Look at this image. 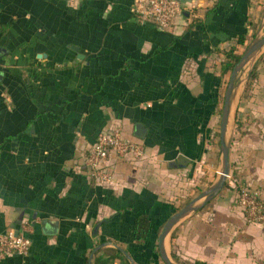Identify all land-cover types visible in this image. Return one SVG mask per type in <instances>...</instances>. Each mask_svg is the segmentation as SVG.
<instances>
[{
	"label": "crops",
	"instance_id": "obj_1",
	"mask_svg": "<svg viewBox=\"0 0 264 264\" xmlns=\"http://www.w3.org/2000/svg\"><path fill=\"white\" fill-rule=\"evenodd\" d=\"M179 2L159 28L134 17L132 0H0V232L25 221L30 238L26 255L0 264H164L159 214L218 172L225 38L243 31L239 51L264 28V0ZM251 69L234 101L224 184L167 236L181 263L264 264V227L235 202L237 185L264 200V46ZM111 125L144 154H109L99 182L83 157ZM137 210L150 219L143 240L130 230Z\"/></svg>",
	"mask_w": 264,
	"mask_h": 264
},
{
	"label": "built area",
	"instance_id": "obj_2",
	"mask_svg": "<svg viewBox=\"0 0 264 264\" xmlns=\"http://www.w3.org/2000/svg\"><path fill=\"white\" fill-rule=\"evenodd\" d=\"M179 0H132L131 13L140 22H151L159 28H167L181 11ZM118 157L137 159L143 156L144 148L140 141L123 137L118 125L100 129L88 146L83 164L88 175L96 181L108 182L110 169L109 154ZM235 202L241 208L246 222L260 223L264 227V200L260 189L255 186L237 185ZM27 223L7 228L0 232V258L8 254L26 255L30 238L26 234Z\"/></svg>",
	"mask_w": 264,
	"mask_h": 264
},
{
	"label": "water",
	"instance_id": "obj_3",
	"mask_svg": "<svg viewBox=\"0 0 264 264\" xmlns=\"http://www.w3.org/2000/svg\"><path fill=\"white\" fill-rule=\"evenodd\" d=\"M264 46V28L258 32L246 44L241 51L238 59L234 62L229 70L228 78L226 80L224 89L222 91L221 105L219 109L218 121V152H219V168L214 180L205 188L201 189L197 194L192 196L189 200L181 206L172 211L163 221L161 228L157 234L156 249L160 259L164 264H187L176 261L169 254L166 247L167 236L172 226L187 213L198 209L211 197H213L222 187L229 171L228 149L230 143L231 133L229 131L228 121L229 117L233 123L234 116V101L237 95L238 88L242 82L245 81L249 71L251 70L254 60L259 54L261 48ZM77 50V48H74ZM247 65L244 75L238 73ZM242 72V71H241ZM230 125V129L232 125ZM228 126V127H227Z\"/></svg>",
	"mask_w": 264,
	"mask_h": 264
},
{
	"label": "trees",
	"instance_id": "obj_4",
	"mask_svg": "<svg viewBox=\"0 0 264 264\" xmlns=\"http://www.w3.org/2000/svg\"><path fill=\"white\" fill-rule=\"evenodd\" d=\"M195 22L196 21L193 20V21L189 22L188 25L193 24ZM231 37H233V39H234L233 44L228 45L229 47L226 49H223V51H222L224 58L220 61V67H219L220 73L218 75L221 77L225 72H227L231 69L234 62L238 59L240 53L237 50H235V43H237V44L243 43L244 32L243 31L235 32L233 35L227 36L225 39H230ZM254 74H255L254 70L251 69L249 71L247 77L252 78L254 76ZM96 133L94 134L93 140L96 136ZM86 173H87V171H86ZM175 209H176L175 206L168 205L167 211H165V212L163 211L159 214L158 225L161 226L163 221L165 220V218ZM130 224H131L130 230L132 233V237L136 238L138 240H140V239L143 240L144 238H146L150 229H151L149 215L144 210H137L133 214V219H132ZM154 252H155L156 256H158V252H157L156 248L154 249ZM193 264H204V263L202 261H199V260H194Z\"/></svg>",
	"mask_w": 264,
	"mask_h": 264
},
{
	"label": "rangeland",
	"instance_id": "obj_5",
	"mask_svg": "<svg viewBox=\"0 0 264 264\" xmlns=\"http://www.w3.org/2000/svg\"><path fill=\"white\" fill-rule=\"evenodd\" d=\"M251 40V39H250ZM249 42V41H248ZM247 42V43H248ZM247 43H245L244 45H242V47L240 46V48H239V53H241V51L244 49V47L246 46V44ZM229 46H227L226 48H228ZM223 58H224V56H223ZM247 65H248V63L245 65V67L243 68V69H241L240 71H239V73H238V76L240 75H244V73L246 72V69H247ZM242 71V72H241ZM228 73H229V71H227V72H225L223 75H222V77H223V79H222V88H221V90L223 91V89H224V86H225V83H226V80H227V78H228ZM221 99H222V92H221ZM221 99H220V102H219V105H218V107L216 108V110H215V119H214V124H213V128H214V132H215V137L217 138L218 137V121H219V109H220V105H221ZM230 124L231 125H233V123H231V119H230ZM229 131L228 132H230L231 133V130H232V128L230 129V125H229ZM183 202H178V203H176L175 205H176V208H178L179 206H181V204H182ZM166 245H167V241H166Z\"/></svg>",
	"mask_w": 264,
	"mask_h": 264
},
{
	"label": "bare ground",
	"instance_id": "obj_6",
	"mask_svg": "<svg viewBox=\"0 0 264 264\" xmlns=\"http://www.w3.org/2000/svg\"><path fill=\"white\" fill-rule=\"evenodd\" d=\"M229 124H230V117H229V121H228V126H229ZM228 126H227V127H228Z\"/></svg>",
	"mask_w": 264,
	"mask_h": 264
}]
</instances>
